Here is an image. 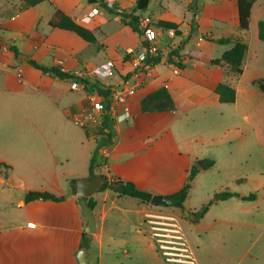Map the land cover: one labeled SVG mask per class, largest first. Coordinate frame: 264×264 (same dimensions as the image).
Returning a JSON list of instances; mask_svg holds the SVG:
<instances>
[{"label": "crops", "instance_id": "1", "mask_svg": "<svg viewBox=\"0 0 264 264\" xmlns=\"http://www.w3.org/2000/svg\"><path fill=\"white\" fill-rule=\"evenodd\" d=\"M44 2L24 8L23 1L20 0L18 7L8 13L9 17L6 23L0 25V30L16 34L7 41L0 34L3 43L0 65L10 74L14 71L10 72L9 67L16 68L12 75L17 76L18 80L31 77L41 88L49 91L51 86L66 78L44 73L31 66L30 60L45 66H59L62 71L72 74L88 70L105 60L114 62L115 75L102 83L133 88L127 101L130 116L126 120L110 121L109 127L93 121L83 126L86 135L84 145L89 156L93 154V150L95 152L98 149L100 164L96 161L95 172L106 174L109 182L114 178H121L132 181L139 189L150 191L153 195L168 196L184 186L191 165L195 160L201 159L199 152L194 149V143L199 142L200 134L208 133L212 140L232 132L243 136L251 128L255 136L260 138V96L264 99V92L254 84V80L264 79V40L259 39L262 46L260 56L256 54L252 57L248 45L243 60V73L239 76L232 73L230 68L212 64L210 60L220 58L211 55L217 51V45H220L214 39L228 37L231 33V36L243 38L251 27L264 20V0H256L253 4L249 28L246 30L239 27L237 0H184L187 12V16L181 19L186 22L184 30L174 18L162 15L154 18L148 15L146 12L150 6L149 0L141 19L149 16L157 34L162 31L171 38L180 35L181 39L172 47H164L160 40H156L159 52L163 55L161 62L142 63L140 67L135 66L134 59L143 47V34L141 31H134L122 15L114 11L119 6L123 13L131 14L136 0H99L95 3L88 0H47L54 7L51 12L41 8ZM56 8L91 29L97 42L89 43L73 31L50 26L49 20ZM159 20L177 23L179 33L173 28L158 26ZM41 22L47 28L37 26ZM230 26L239 30L231 29ZM190 34L192 36L189 40L196 41V47L199 48L197 52L188 48L186 38ZM226 45L233 46L232 43ZM11 46L17 48L18 55L11 50ZM178 46H181L180 54L185 58L184 68L166 62L169 51ZM205 47L212 51L205 50ZM231 47L222 48L221 54ZM186 49L188 53H185ZM220 82L228 83L236 89L234 103L220 102L215 91ZM162 86L169 90L175 109L143 112L142 98ZM71 90L78 93L75 94L77 97L63 108V112L74 118V114L88 106L89 101L85 90ZM223 105H233V108ZM215 109H220L218 114ZM119 111L122 109L119 108ZM239 118L248 124L245 126L246 131ZM102 128L103 131H100ZM39 135L38 142L42 144L41 147L44 144V152L41 149L35 151L39 156L36 161L31 162L28 157H23V165H18L17 168L11 161L0 158V264H78L77 252L81 248L86 220L80 210V197L70 185V179L90 177V162L87 161L86 169L76 170L64 165L59 169L57 164L61 162L60 155L66 152L55 148L56 153L51 152L52 162L42 160L40 156H45L48 148L46 144L52 146L54 143L44 132H39ZM65 159L68 161V157ZM27 164L33 171H25L27 167L24 165ZM16 169H19V173ZM30 177L40 180V187L27 186L26 182ZM4 184H9L10 187L6 188ZM240 186L241 184L236 183L235 189L228 190L247 196ZM15 187H19L22 193L14 197V202L10 196ZM31 190L47 191L64 198L60 201H26L25 194ZM92 196L96 203L93 208L96 232L87 237L90 247L94 243H98L100 247L96 264H118L114 257L103 255L105 246L110 249L118 242L126 244L123 249L126 255L130 254L131 242L136 241H142L145 248L155 250V245L147 240L144 228L146 213L154 211L151 204L138 200L136 209L122 208L119 205L121 196L108 188L97 191ZM254 200H242L240 197L219 200L199 221L192 219L195 222L193 227L205 229L237 224L261 228L248 221H238L239 213L226 211V205L244 207L240 203ZM121 201L123 204H130L127 200ZM217 205H224L223 212H216L208 218L212 207ZM207 220H211V223L205 225ZM119 227L124 228L123 237L115 233V228ZM133 236L136 239L131 241ZM199 244L203 246V243ZM90 247L87 248L89 264ZM153 253L157 261L158 255ZM196 259L198 264H205L206 256L202 258L198 254Z\"/></svg>", "mask_w": 264, "mask_h": 264}, {"label": "rangeland", "instance_id": "2", "mask_svg": "<svg viewBox=\"0 0 264 264\" xmlns=\"http://www.w3.org/2000/svg\"><path fill=\"white\" fill-rule=\"evenodd\" d=\"M19 3L20 0H0V25L6 23V19L9 17L8 13L14 11ZM42 7L49 12L54 8L47 1ZM146 13L154 18L159 15L169 17V19L174 18V21L180 23V28L185 29L186 22L181 20L187 16L184 0H151ZM255 17H257V12ZM37 26L47 28L44 22L37 24ZM230 27L239 30L235 26ZM257 31L258 23L255 24V27H251L243 37L250 46L252 57L256 54L260 56L262 48ZM0 34L5 39L4 41H7L16 33L0 30ZM231 34L228 35L231 36ZM180 39V35L171 38L170 35L162 31L157 36V40H160L164 47L177 45ZM186 42L189 49L194 52L199 51V48L196 47V41L187 40ZM224 46L231 47L226 44L217 45V51L211 55L221 58L223 55L221 51L222 48H225ZM207 48L205 47V50L212 51V49ZM185 53H188L187 49ZM9 68L10 72H14L10 74L0 65V158L11 161L17 168L18 165H23L25 161L23 157H28L31 162L36 161L39 156L35 151L41 149L44 152L42 150L44 144L41 147L42 144L38 142L40 139L39 132H44L48 139L53 140L54 144L52 146L46 144L49 150L45 145L47 151L45 156H40L42 160L46 159L52 162V153H56L55 148H60L66 153L60 155L61 162L57 164L59 169L63 165L76 170L86 169L88 162L94 155V150L93 154L89 156L88 149L84 145L86 135L83 126L63 112V108L73 102L77 97L75 94H78L71 90L72 81L64 79L46 91L31 77L18 80L17 76L12 75L15 74L16 68ZM21 74L23 75L22 72ZM223 106L233 108V105ZM215 111L218 114L220 109H215ZM239 122L246 131L245 126L248 125L246 121L239 118ZM199 137V142L194 143V149L199 152V157L214 158L216 164L207 170L200 171L192 179V188L185 203V209L194 213L214 199L215 192L235 189L236 183H239L241 184L240 189L247 195L255 194L256 200L240 203L244 207L235 204L226 205V211L239 213L238 221H248L249 224L254 223L261 228H254L250 225L223 224L215 228L197 229L193 227L194 220H190L179 208L151 204V209L179 217L188 243L195 252V257L198 254L202 258L206 256L205 264H264V99L260 96V138L255 136L251 128L243 136L232 132L212 140H210L208 133H202ZM65 157H68V161ZM96 161L100 164V157L96 156ZM24 166L27 167L25 171H33L29 164ZM16 172L19 173V169H16ZM73 179L75 178L70 179L71 186ZM239 180L242 181L238 182ZM26 183L29 187H40L41 185L40 180L33 177H30ZM4 186L10 187L9 184H4ZM18 188H13V193L10 196L14 202L16 201L14 197L22 193ZM121 200H127L130 204H123ZM137 202L136 198L121 196L119 205L122 208L136 209ZM222 206L224 207V205L212 207L208 218L216 212L222 213ZM210 221L207 220L205 225L210 224ZM144 228L147 233V240L155 245L154 251L145 248L146 245L142 241H136L135 243L131 242L130 254L126 255L123 250L126 244L118 242L110 249L105 246L103 255L114 257V260H118V264H167L161 252L158 251L155 241L149 237L148 226L145 225ZM115 233L120 237L124 236V228H115ZM106 234L105 238L108 239ZM135 239L136 237L133 236L130 240ZM200 242L203 243V246L199 244ZM88 244L90 247L89 239ZM90 250V264H96L100 250L98 243H94ZM153 252L158 255L157 261Z\"/></svg>", "mask_w": 264, "mask_h": 264}, {"label": "trees", "instance_id": "3", "mask_svg": "<svg viewBox=\"0 0 264 264\" xmlns=\"http://www.w3.org/2000/svg\"><path fill=\"white\" fill-rule=\"evenodd\" d=\"M23 7L29 8L34 7L44 1L47 0H22ZM90 3H95L99 0H88ZM256 0H237L238 6V14H239V27L242 30H246L249 28L250 19L252 15V7ZM149 0H136L135 8L131 14H121L124 21L129 24L134 31L139 30V21L142 17V13L147 10ZM49 24L52 27H57L61 29H65L68 31L75 32L82 39L88 41L89 43H96L97 38L94 32L86 26L78 23L71 16L66 14L63 10L56 8L53 16L49 20ZM157 25L163 28H173L176 33H179L178 24L171 21L159 20ZM192 35L190 34L186 41L190 39ZM209 38L208 36H205ZM258 38L264 40V20H260L258 23ZM210 39V38H209ZM212 39V38H211ZM219 44H230L232 43V47L226 50L221 58L211 59L210 63L215 65L226 66L230 68L231 72L235 75L239 76L243 73V60L246 56L248 50V43L241 37L238 36H228V37H220L214 39ZM3 43L0 39V49L2 48ZM181 46L173 48L167 54L168 59L166 62L170 63L172 66L184 68L185 64L183 61L185 58L180 54ZM11 50L18 55V50L15 46H11ZM161 52L153 58L151 63H160L162 58ZM191 59V57L189 58ZM30 64L41 70L44 73H52L61 78L71 79L74 78V74L69 72L62 71L59 66H45L40 64L34 60L29 61ZM254 84H256L259 89L264 92V79H256L254 80ZM97 89L100 92H104V89L94 84L92 87ZM216 93L219 95V100L222 103H234L236 101V89L228 83L220 82L215 89ZM105 106L107 107V101H105ZM175 103L169 92V90L165 87H159L158 89L152 91L147 94L141 100V110L143 112H160V111H168L174 110ZM103 126L109 127L110 119L107 116L103 118ZM103 129V128H102ZM101 129V131H102ZM98 153V149L94 152L93 157L91 158L89 165V175L91 178L98 177L100 180V185L98 191H103L105 189H110L114 193H117L119 196H130L136 198L142 203L151 204V199L153 194L147 190L139 189L132 181L123 180L121 178H114L110 182L108 181V177L106 174L96 173L95 165H96V156ZM216 161L211 157H204L201 159H197L193 162L189 169L188 178L184 184V186L178 190L177 192L166 196L171 201V206L179 208L183 211L185 208L184 203L187 200L189 193L192 188V179L202 170H207L215 165ZM0 165H2L0 163ZM116 184V185H114ZM72 188L76 190V179L72 180ZM231 197H240L242 200H254L255 194H249L247 196H241L238 192L230 191V190H222L215 192V198L207 202L202 208L198 211H195V221H199L204 214L209 210V208L219 200H227ZM64 197L58 196L56 194L47 192V191H28L25 194V200H54L60 201ZM87 202L90 207H95V201L93 196L87 198ZM88 233L84 232L82 236L81 247H89L88 244Z\"/></svg>", "mask_w": 264, "mask_h": 264}, {"label": "built area", "instance_id": "4", "mask_svg": "<svg viewBox=\"0 0 264 264\" xmlns=\"http://www.w3.org/2000/svg\"><path fill=\"white\" fill-rule=\"evenodd\" d=\"M105 1L113 2L114 0ZM114 11L123 14V9L119 6ZM139 30L143 34V47L137 52L134 59L137 67H140L142 63H151L150 61L159 53L156 41L158 34L154 22L149 16H145L139 21ZM115 71L114 62L105 60L88 70L76 72L75 77L71 78L72 88L85 90L89 101L88 106L74 114V120L79 125L85 126L90 121L102 124L104 116L113 122L126 120L130 116L127 101L133 93V88L102 83L103 80L114 76ZM94 84L104 89L106 93L92 88ZM105 101H107V107ZM119 108L122 109L121 112ZM144 223L148 226L150 238L155 241L158 251L161 252L167 264H198L195 252L188 243L179 217L171 213L153 211L146 213Z\"/></svg>", "mask_w": 264, "mask_h": 264}, {"label": "water", "instance_id": "5", "mask_svg": "<svg viewBox=\"0 0 264 264\" xmlns=\"http://www.w3.org/2000/svg\"><path fill=\"white\" fill-rule=\"evenodd\" d=\"M25 60L27 57L25 56ZM100 185V180L98 177H87L80 178L76 180V193L80 197L79 205L83 217L86 220V225L84 230L88 234H93L96 232V219L94 210L87 202V198L95 194ZM116 185V184H114ZM154 206H171V201L166 197L158 194L152 196L151 202ZM183 214L188 216L191 220L195 218V214L191 213L189 210L183 209ZM78 264H89L88 261V251L87 247L82 246L77 252Z\"/></svg>", "mask_w": 264, "mask_h": 264}]
</instances>
